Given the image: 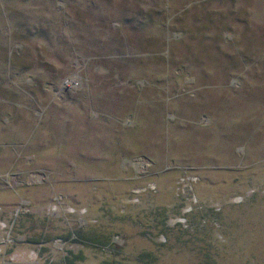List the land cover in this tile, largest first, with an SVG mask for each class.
Wrapping results in <instances>:
<instances>
[{
    "label": "rangeland",
    "instance_id": "374dc122",
    "mask_svg": "<svg viewBox=\"0 0 264 264\" xmlns=\"http://www.w3.org/2000/svg\"><path fill=\"white\" fill-rule=\"evenodd\" d=\"M0 207V264H264V0H0Z\"/></svg>",
    "mask_w": 264,
    "mask_h": 264
},
{
    "label": "built area",
    "instance_id": "2783aa9c",
    "mask_svg": "<svg viewBox=\"0 0 264 264\" xmlns=\"http://www.w3.org/2000/svg\"><path fill=\"white\" fill-rule=\"evenodd\" d=\"M77 79H71V80H68L67 83L68 84H72V83H75L76 85H78L77 82ZM135 164L137 165V168L138 167H141L142 169H145L146 166L148 165L147 161H143L142 159L138 158L137 161L135 162ZM188 180H189V183H188ZM196 180H198L196 177H188V176H181L179 178V181L177 182V187H176V194H178V196L180 198H184L186 200H188V198L186 197L187 194L190 195V193H192V195H190V198L189 200H192V201H196L197 200V197H196V193H195V188L193 186V183L196 182ZM152 190V191H157V188H156V184L155 183H151L149 185H147L143 190L141 188H138V187H133L131 189V194L130 196H128V201L129 202H132V203H136L138 202V198L137 197H134V195H138L140 194L141 192L143 191H146V190ZM238 201L240 199H242L241 196H238L236 198ZM63 197H60V196H54L53 197V200L49 203L50 205L47 207V210L49 211V213H52V212H55V211H60L61 212H64L67 211V212H75L77 211L76 208H74L73 206L71 205H66V207L63 206ZM22 202H20V206H18L14 212V215L13 216H17V214L20 212V208L22 206ZM216 207V206H215ZM214 207V210H218L217 208ZM2 208L0 207V210ZM193 210V206L192 204L190 205H187L186 207L183 208V211L184 212H191ZM87 211L86 208H82L80 210V213H85ZM48 213V212H47ZM183 217V216H182ZM181 216L177 218V221H180V219H182V221L186 220L185 217L182 218ZM81 220L83 218H80ZM79 221V220H78ZM84 221H86V218L84 219ZM93 221H95V219H93ZM80 222V221H79ZM2 227H7L8 226V223L4 222V221H0ZM13 227H14V222L12 221L11 224L9 225V229L8 230H11L9 231V233L11 234V232H13ZM8 234V235H10ZM118 238V237H117ZM61 241H63L61 238H57V239H54V242L51 241V245L53 244H59L61 243ZM39 243V242H38ZM50 243L48 241L44 242V247L46 245H48L50 248H54L52 246H50ZM41 245L42 243L40 242L38 244L37 247H39V249L41 250ZM7 246V245H6ZM107 248L110 249V252L112 251V247H110V245L106 246ZM105 247H103V250H104ZM54 250V249H53ZM2 250L0 249V254H2L1 252ZM42 253H44L43 250H41ZM108 251V250H107ZM21 255V256H20ZM19 256H15L16 260L14 261L13 264H17V263H20V264H40V252L37 250V249H33V250H28V251H24L22 254H20ZM3 257H5V254H3ZM2 264H12V261L11 259L10 260H7V261H3Z\"/></svg>",
    "mask_w": 264,
    "mask_h": 264
},
{
    "label": "trees",
    "instance_id": "16d2710c",
    "mask_svg": "<svg viewBox=\"0 0 264 264\" xmlns=\"http://www.w3.org/2000/svg\"><path fill=\"white\" fill-rule=\"evenodd\" d=\"M70 240H71V241H73V242H75V241H74V240H72V239H70ZM110 241H112V240H110ZM101 243H102V242H101ZM109 244H110V245H112V244H113V242H112V243H111V242H109L107 245H105V247H106V246H108ZM112 246H113V245H112ZM98 247L103 249V247H104V246H102V245H100V246H99V245H98ZM102 249H101V250H102ZM114 250H115V248H112V251H111V253H113V252H114ZM102 251H103V250H102ZM77 260H82V256H80V257H79Z\"/></svg>",
    "mask_w": 264,
    "mask_h": 264
},
{
    "label": "crops",
    "instance_id": "0c3cea01",
    "mask_svg": "<svg viewBox=\"0 0 264 264\" xmlns=\"http://www.w3.org/2000/svg\"><path fill=\"white\" fill-rule=\"evenodd\" d=\"M28 250H30V249H26V251H28ZM1 263V262H0Z\"/></svg>",
    "mask_w": 264,
    "mask_h": 264
}]
</instances>
